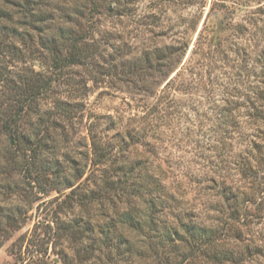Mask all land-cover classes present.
I'll use <instances>...</instances> for the list:
<instances>
[{
    "label": "rangeland",
    "instance_id": "rangeland-1",
    "mask_svg": "<svg viewBox=\"0 0 264 264\" xmlns=\"http://www.w3.org/2000/svg\"><path fill=\"white\" fill-rule=\"evenodd\" d=\"M60 7H69L70 11L82 7L88 13L92 6L85 0H58L51 12L57 18ZM88 18L99 33L95 43L100 42L104 68L97 66V72L78 66L66 70L58 86L61 94L68 95L67 90L72 88L64 82H77L84 76L89 78L90 93L83 107L85 115L62 123L68 135L60 137V149L34 158V163L26 161L28 157L13 163L6 156V136L0 133V264H129L99 244L96 259L89 260L86 251L89 237H102L99 225L114 221V207L122 204L119 197L114 196L112 204L100 197L86 206L77 195L94 188L90 181L81 185L73 198L66 196L70 189L53 181L58 167L71 175L76 164L85 166L91 115L113 118L110 136L126 130L148 134L124 139L130 145V158L147 160L146 167L165 179L170 193H174L175 198L168 200L165 208L171 222L188 211L189 216H182L186 221L190 218L196 223H212L214 214L208 208L204 183H198V173L219 161L217 149L210 143L212 135L222 136L212 131L219 121L215 114L226 107L221 97L234 87L245 91L254 75H259L264 0H103L99 12ZM47 25L51 35L58 24ZM33 36L37 41L38 35ZM178 43H188L189 48L174 66L177 68L169 77H174V82L167 93H161L163 85L146 92L142 83L128 74L127 67L122 68L121 63L133 62L152 45ZM29 63L36 70H49L48 61L45 67L38 61ZM99 70L106 74H98ZM43 159L54 165L43 172L48 175L45 178L38 174ZM228 177L230 182L232 178ZM251 210L247 219H254L253 238L264 243V210L262 218L251 216L255 206ZM129 234L142 253L141 257H132L133 261L154 264L150 240L142 232ZM260 259L264 262V254ZM187 264L198 262L191 259Z\"/></svg>",
    "mask_w": 264,
    "mask_h": 264
},
{
    "label": "trees",
    "instance_id": "trees-1",
    "mask_svg": "<svg viewBox=\"0 0 264 264\" xmlns=\"http://www.w3.org/2000/svg\"><path fill=\"white\" fill-rule=\"evenodd\" d=\"M85 1L92 6L88 13L82 7L77 11L60 7L57 18L51 12L58 0H0V133L6 136L5 152L10 162L28 157L26 161L34 163V158L44 157L45 153L54 154L60 149V137L68 135L62 123L85 115L83 107L90 93L88 77L64 82L72 86L68 95L58 90L71 67L91 68L95 72L97 66L104 68L100 42L95 43L99 33L88 18L99 12L103 0ZM83 8L87 9V5ZM56 19H61L60 23ZM49 22L58 24L51 35L47 33ZM36 34L37 41L33 36ZM188 48V43L152 45L133 62L121 63L122 68L127 67L128 74L136 77L146 92L163 85L160 91L167 93L174 82V77L169 78L177 68L174 66ZM257 59L259 75L253 73L255 79L245 91L234 87V93L225 91L221 97L226 107H220L215 114L219 121L212 131L222 136L212 135L210 143L217 149L219 161L198 173V183H204L208 208L214 214L212 223H196L190 218L186 221L182 216H189L188 211L171 222L165 208L167 201L175 198L174 193H170L165 179L146 167L147 160L130 158V145L124 139L135 140V135L144 138L148 134L126 130L110 136L113 118L90 116L85 166L76 164L71 175L58 167L53 180L70 189L68 198L90 181L94 188L77 195L83 205L89 206L100 197L112 204L114 196L122 203L114 207L112 224L99 225L102 237H89V260L96 259L99 244L108 248V253H115L119 261L141 264L132 259L137 254L142 256L129 234L135 231L150 240L148 247L154 264H187L191 259L198 264H264L260 259L264 243L253 238L254 219H247L251 207L256 210L252 217L262 218L264 210V46ZM31 60L42 67L50 62L49 70H36L29 63ZM101 72L98 74H106ZM43 161L38 174L45 178L54 165ZM228 176L232 178L230 182ZM94 230L91 227L92 233ZM116 230L120 233L116 234Z\"/></svg>",
    "mask_w": 264,
    "mask_h": 264
}]
</instances>
